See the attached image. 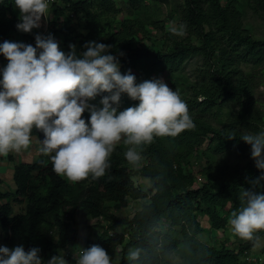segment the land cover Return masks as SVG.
Returning <instances> with one entry per match:
<instances>
[{
    "label": "trees",
    "instance_id": "obj_1",
    "mask_svg": "<svg viewBox=\"0 0 264 264\" xmlns=\"http://www.w3.org/2000/svg\"><path fill=\"white\" fill-rule=\"evenodd\" d=\"M124 2L128 15L118 18L117 0H54L48 12L55 36L65 51L75 35L80 36L79 50L88 40L111 44L113 54L124 53L119 56L121 72L131 69L138 82L159 72L187 102L194 127L143 145L138 149L144 160L139 168L125 162L129 145L117 144L110 168L95 179L73 182L55 173L50 157L40 152L33 161L13 164V189L0 188L5 244H23L26 250L38 246L43 259L73 244H95L107 250L112 264H174L177 252V264H263V257L253 260L249 254L257 242L242 240L233 248L200 235L204 230H227L232 212L240 207L243 187H251L245 177L260 175L253 159L232 166L211 155H244L250 145L240 136L264 131V110L255 97V88L264 83V35L256 37L243 26L245 7L264 23V0H174L167 12L155 6V0ZM18 11L14 0H0V42L27 43L33 36L24 32L26 39L11 37L18 31ZM163 13L166 16L159 18ZM73 17L82 20L84 33L73 27ZM180 24L187 25L183 35L170 31ZM148 27L158 28L159 36L151 37ZM140 36L151 39L153 46H140ZM195 57L200 59L195 77L184 81L182 73ZM5 61L0 55V64ZM244 64L250 65V72L244 71ZM137 103L125 94L120 108ZM229 103L237 109L229 110ZM32 137L40 140L43 133L33 129ZM137 174L147 179L145 189L134 184ZM146 197L149 200L142 201ZM129 199L141 201L140 207L126 218L115 217L103 229L99 219L107 217L108 206L119 209ZM14 202L23 204L22 210L16 211ZM87 218H95V230L102 231L83 234ZM121 225L124 231L118 230ZM256 235L264 254V230ZM133 251L138 252L135 258Z\"/></svg>",
    "mask_w": 264,
    "mask_h": 264
},
{
    "label": "clouds",
    "instance_id": "obj_2",
    "mask_svg": "<svg viewBox=\"0 0 264 264\" xmlns=\"http://www.w3.org/2000/svg\"><path fill=\"white\" fill-rule=\"evenodd\" d=\"M14 5L18 31L40 29L47 19L49 0H14ZM186 29L180 24L170 31L183 35ZM82 48L70 43L65 51L52 32L40 31L34 45L0 42V55L7 61L0 65V156L28 149L36 129L43 133L39 152L50 157L53 171L77 182L103 176L121 140L129 145L125 158L138 164L143 145L194 127L187 102L163 77L138 82L131 69L121 72L119 56L124 53L113 54L111 44L88 40ZM125 94L138 103L121 110ZM98 96L99 102L93 103ZM240 139L250 145L260 175L245 177L251 187H243L240 207L229 223L241 239L258 242L256 234L264 230V191H256L264 188V131L243 133ZM40 253L38 246L26 250L23 244L0 245V264H70L63 251L46 261ZM73 256L74 264H112L100 245L79 247Z\"/></svg>",
    "mask_w": 264,
    "mask_h": 264
},
{
    "label": "rangeland",
    "instance_id": "obj_3",
    "mask_svg": "<svg viewBox=\"0 0 264 264\" xmlns=\"http://www.w3.org/2000/svg\"><path fill=\"white\" fill-rule=\"evenodd\" d=\"M125 0H117V5L121 8V13L119 14L118 18H122L124 16L128 15V10L126 8V4L124 2ZM156 4L155 6H161V8L164 11H168L169 8L171 7L172 3L174 0H164L163 3L160 0H155ZM154 2V1H153ZM244 15H243V26L245 28H247L249 31H251L253 33L254 36L256 37H263L264 35V23L258 18L256 17L248 8H244L243 10ZM166 16V13H163L162 15L159 16V18H164ZM75 17H73L74 20ZM73 27L77 28V32L80 33H84L86 30L83 27V23L82 20H76L75 18V23H73ZM168 25V24H167ZM149 28V32L151 37H158L160 34V30L158 28H153V27H148ZM33 32V30H32ZM75 34V33H74ZM12 38H22V39H26L24 32L21 31H17L16 33H12L11 35ZM80 38V36L75 35L74 39L75 41L73 43L76 44L77 39ZM139 45L142 47H152L153 46V42L151 41V39L140 36V41H139ZM159 47V46H157ZM7 61L2 62L0 65L6 64ZM200 64V59L198 57L192 58L190 61H188L186 68L184 70V72L182 73V76L185 80H192L195 77V69L198 67V65ZM242 68L244 69V71L246 73L250 72V65L248 64H244L242 65ZM142 71V69L137 70V73H140ZM153 77H163L159 72H151L149 74L148 79H151ZM165 79V78H164ZM255 97L257 98V100L259 101V105L262 107V109L264 110V83L259 84L256 88H255ZM99 102V98H97L95 101H93V103H98ZM237 105L233 104V103H229L228 105V109L229 110H235L237 109ZM84 113H88L89 112L85 111ZM215 123V122H214ZM33 142H36V144H40L39 141L36 137H32ZM37 140V141H36ZM208 141V140H207ZM207 141L204 143L203 147L206 146ZM124 141L121 140L118 144H123ZM35 146V145H34ZM38 146V145H37ZM32 147V148H31ZM36 149L30 145V147L26 150H22L19 153H14L15 155H13V153H9L8 155H6L7 160L12 161L14 159V156H16V158L18 160L22 159V155L23 157H25L26 155L30 154L33 155ZM38 157V155L33 156H27L26 159H32L31 161L35 160ZM211 157H214L216 159H221V160H225L226 162H228L229 164H231L232 166H241L242 164H244L246 161L251 160V156H250V151L246 152L244 155H238L236 153H232V152H223L217 155H211ZM25 159V158H24ZM3 161L1 160L0 163H2ZM127 164H130L132 166H134V168H139L143 163V157L141 156V160L138 164H132L130 163L127 159L125 161ZM198 168H196L197 170ZM67 178V177H66ZM68 179V178H67ZM202 179V178H201ZM133 182L135 185L141 187L142 189H145L146 186L148 185V181L146 178H144L142 175L137 174L136 176L133 177ZM0 188L3 190H12L13 186H11V183L9 180L4 181L3 184L0 185ZM149 198H143L142 201H148ZM141 201L138 200H133V199H129L128 200V204L125 207L119 208V209H115L114 207H112V205L110 204L108 206V211H107V217L105 218H100L99 220L104 224L103 225V229L105 228L106 224H112L114 221V218H119V219H123L128 217L130 214H132V212L139 208L141 203ZM14 205V209L16 211H20L22 210V206L23 204L21 203H13ZM231 206V202L228 201L227 207ZM96 219L95 218H87L86 219V228H84V230L82 231L83 234H87L89 236H92L93 231H102V228L100 230L99 227L96 228L95 230V223H96ZM203 225L205 226V221H202ZM119 231H124V227L121 225L118 227ZM209 237V239H211V242H213L214 244L217 243H223L226 245H229L230 247L233 248H237L238 244L244 240L241 239L240 237H238L232 230L231 225L229 224L227 227V230H215L211 229L208 232L206 230H204L201 235L200 238L202 240H206ZM262 245H263V241L262 239H260L250 250V257H258L261 256L264 258V254L261 253L262 251ZM79 247H82L79 244H73L71 246L68 247L67 250L63 249V250H58L57 254L59 252H64L65 258L67 260L70 261V264H74V256L73 253L74 251H77L79 249ZM46 254H48V252H46ZM45 260L49 259L47 257V255L44 258ZM180 254L179 252L174 253L173 257H172V262L174 264H177L180 261ZM264 264V260L262 261Z\"/></svg>",
    "mask_w": 264,
    "mask_h": 264
},
{
    "label": "crops",
    "instance_id": "obj_4",
    "mask_svg": "<svg viewBox=\"0 0 264 264\" xmlns=\"http://www.w3.org/2000/svg\"><path fill=\"white\" fill-rule=\"evenodd\" d=\"M31 145L36 149V151H35L36 153H34L33 155H30L31 154L30 153V154L26 155L25 157H23V155H22L21 156L22 157L21 160H18L16 158V156H14V159L12 161H9V160H7L6 156H0V161L1 160L3 161L2 163H0V177L2 178V183L1 184H3L4 181H5V179H6V180H9L10 183H11V186H13V180H12L13 166H14L13 164H16V163H19V162H28V161H31L32 159H26L27 156H33L34 157L35 155H38L39 154L40 144H38V143L36 144V142H33V140H32ZM10 153H13V155H15L14 154L15 152H10Z\"/></svg>",
    "mask_w": 264,
    "mask_h": 264
},
{
    "label": "built area",
    "instance_id": "obj_5",
    "mask_svg": "<svg viewBox=\"0 0 264 264\" xmlns=\"http://www.w3.org/2000/svg\"><path fill=\"white\" fill-rule=\"evenodd\" d=\"M53 1L54 0H49V8H50V6H51ZM49 17L50 16H49V12H48L47 19H44L41 22V28L40 29H33V33L34 34H33V36L31 38H29L27 40V43H32L33 45L35 44V33L38 32V31L45 32V33L52 32L55 35L54 30H55L56 27L53 26V24H52L51 20L49 19ZM56 38L60 41V47L63 49V46L61 45L60 38L59 37H56ZM0 245H6L5 241H4V234H3L2 230H1V228H0ZM252 259L255 260L254 257ZM257 259L261 260L260 257H258Z\"/></svg>",
    "mask_w": 264,
    "mask_h": 264
}]
</instances>
